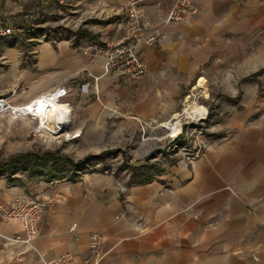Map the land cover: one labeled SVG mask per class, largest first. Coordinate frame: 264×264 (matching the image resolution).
Returning a JSON list of instances; mask_svg holds the SVG:
<instances>
[{
	"label": "crops",
	"instance_id": "obj_1",
	"mask_svg": "<svg viewBox=\"0 0 264 264\" xmlns=\"http://www.w3.org/2000/svg\"><path fill=\"white\" fill-rule=\"evenodd\" d=\"M176 1L137 2L144 9L145 32L162 31L153 45L142 46L145 75L105 73L98 60L103 58L86 50L89 42L45 41L35 55L41 83L12 95L13 102L25 106L68 83L75 95L72 105L63 100L68 94L60 97L69 116L59 126L79 132L77 138L87 127L105 130L107 143L131 147L129 156L137 160L161 140V123L174 120L183 89L220 49L233 44L234 73L257 74V81L243 89V100L233 111L219 108L207 147L192 142L200 152L194 159H173L159 151L136 161L132 177L95 174L40 185L37 191L53 202L43 213L32 248L8 243L6 237L25 235L24 227L19 221H1L0 264H46L68 253L74 256L68 264H264V87L258 82L264 85V0H192L198 14L168 21ZM2 56L10 71L6 77L0 71V95H8L18 86L11 71L18 70L20 59L12 48ZM34 66L31 57L25 73L30 83L40 79ZM91 74L99 76L96 85ZM88 81L91 85L84 86ZM198 82L203 87L206 79ZM52 84L63 85L50 89ZM94 87L104 104L95 102L89 116L81 118L76 98L94 97ZM188 97L194 100L192 94ZM147 130L157 137L141 140ZM24 190L2 181L0 202L8 203ZM94 232L103 236L98 262L90 249Z\"/></svg>",
	"mask_w": 264,
	"mask_h": 264
},
{
	"label": "rangeland",
	"instance_id": "obj_2",
	"mask_svg": "<svg viewBox=\"0 0 264 264\" xmlns=\"http://www.w3.org/2000/svg\"><path fill=\"white\" fill-rule=\"evenodd\" d=\"M137 2L138 0H0L2 18L8 17L5 14H9L12 11L23 10V13L17 12L16 17L12 16L4 21L9 24L18 25L23 30L9 38L0 37V62L2 65L0 71L4 77L10 71V65L4 63L2 56L6 48L16 50L19 54L20 67L18 70L11 72L13 75H17L19 79L17 84L18 91L16 93V95H19L25 92L30 84L37 85L42 81V71L36 66L37 58L35 55L38 54V45L45 41L72 39L75 42H89L86 50L92 52L94 51L88 50L89 45L94 44L99 49H106L110 45L113 46L130 41L131 29L134 26V19L131 16L133 13L132 8L133 6L141 8V6L137 5ZM43 10L45 11L44 15L42 14ZM23 14L29 16H24ZM144 19L143 17L139 20L141 24L145 22L146 24L144 23V25L146 26L147 21ZM81 31H87L90 35L80 34L79 32ZM236 52L235 46L230 44L228 48H222L216 53L195 81L183 89L180 97L179 112L174 118L178 120L177 131L172 132L171 129L168 131L163 127L165 131L159 135L161 136V140L156 139L158 143L154 144L151 148L148 147V149L140 154L141 156L139 155L140 157L137 160L129 156L130 150L128 148L131 147L107 143L105 130L93 131L87 127V129L81 130L83 132V135H80L81 137L78 136L77 138L79 132H76L75 136L73 133L71 138L76 139L71 140V138L68 139L63 134L58 137L44 134L43 131L38 129V118L36 119L33 115L7 113L0 116V162L27 152L42 154L52 151L56 152L57 155H61V157L72 159L75 163L92 156L80 167L65 164L63 159L49 161L43 167H38L33 162L18 164L12 175L0 171V182H8L18 188L24 187L25 190L22 194L39 195L42 197L44 195L40 194L41 192L37 191V189L39 190L38 187L44 185L45 182H49V178L52 181L59 182L76 181L85 175L95 174H114L120 179L127 177V175L132 177L131 171L134 169L133 165L136 164V161L144 160L151 156V154L153 155L159 151H164L168 155L170 154L169 156L173 159L186 158V156L179 154L177 149H174L173 141L168 138V136H176L181 133V122L183 123V131L180 134V138L182 139L180 143H185L186 146L191 147L195 152V157H197L200 152L194 149L195 147H193L192 142L197 140L199 147H207L205 142L209 138H212L211 136L216 131L219 108L225 105L227 111L231 109L233 111L236 104L243 100V98H240L243 89L249 87L248 84H253L250 81H257L258 79L259 75L257 74L243 77V75L234 73V57ZM98 55L102 57L103 54L98 53ZM31 57L34 59L35 75L38 74L40 78L35 79L33 83L27 81L25 75L26 64L29 63ZM98 60L101 63V67L103 59L98 58ZM257 71L260 72V69ZM49 75L45 77H52L53 74ZM201 77L206 79L203 87H200V83L198 82ZM258 82L260 88L264 87L263 83ZM62 85L52 84L50 89ZM66 85H68L67 88L70 90L63 100L71 104L75 91L70 84L67 83ZM195 86L198 88H194ZM12 89H10L9 94H11ZM97 91L98 87H94L92 92L94 97L76 98L77 107H79L78 114L79 116L81 115V118L89 116L87 114L89 106L96 105L95 102H98L97 106L104 104L98 98ZM9 94L8 96H10ZM190 94L193 95L194 100L191 97L186 98ZM10 99L12 100L11 97ZM194 101L198 104V108L195 111L192 109ZM262 101L264 102V99ZM186 103L188 106L185 105ZM168 122L161 123V125L163 124L162 126H164ZM172 125V128H176L174 124ZM146 133L147 135L145 136ZM147 137L153 139L157 136L150 134V131L147 130V132H142L140 139H148ZM166 138L168 142L164 144L166 140L163 139ZM114 149H120V151L102 154L104 151H114ZM151 149H154L153 152L145 155Z\"/></svg>",
	"mask_w": 264,
	"mask_h": 264
},
{
	"label": "built area",
	"instance_id": "obj_3",
	"mask_svg": "<svg viewBox=\"0 0 264 264\" xmlns=\"http://www.w3.org/2000/svg\"><path fill=\"white\" fill-rule=\"evenodd\" d=\"M133 13L131 16L134 19V26L131 29L130 41H125L113 46H108L106 49H99L97 45H89L88 50H93L94 56H100L98 53L103 54V69L105 73H118L120 75L129 76L132 78H139L145 75L148 72V68L143 61L142 57V46L143 45H153L161 36L162 31L160 28H154L150 33L146 34L144 29V24L140 23V18L144 17L143 9L134 7L132 8ZM17 12L23 13V10L12 11L8 17L2 18L0 13V37L9 38L12 35H15L17 32H22V28L18 25L9 24L4 22L9 18L16 17ZM199 6L196 5L192 0H177L168 16V21H183L187 15L198 14ZM40 14V13H38ZM42 14H45L43 10ZM24 15V14H23ZM29 16V15H24ZM93 78V83H96L99 80V76L91 74ZM84 86H89L91 83L85 82ZM17 88L12 89L10 96L3 94L0 95V116L7 113H21L24 107L22 104H15L10 97L17 93ZM64 94L67 95L70 89L67 86H63ZM67 88V90H66ZM174 119V118H173ZM170 119L169 121H171ZM183 123L181 122V129L183 131ZM168 131L169 129L166 128ZM181 131V133H182ZM176 136H168L169 139L173 141L174 149H177L179 154L186 156V159H192L195 157V152L185 145L181 144L182 139L180 134ZM76 133H74L75 136ZM148 138V137H147ZM143 140H146L143 138ZM186 142V141H185ZM158 148V147H156ZM170 149V147H169ZM154 150V149H153ZM151 149L145 155H148L153 152ZM53 202V198L50 196L32 195V194H22L14 197L8 203L0 202V222L11 223L12 221H19L24 227L25 235H17L14 237H6L8 243L12 242H21L27 245L29 248H32V241L35 239L39 233V222L42 219L43 213L47 206ZM74 227V226H73ZM103 242V236L97 232H94L90 235V249L97 262L100 259V251ZM6 243V244H8ZM73 254L68 253L62 255L58 258L47 260L46 264H68L73 261Z\"/></svg>",
	"mask_w": 264,
	"mask_h": 264
},
{
	"label": "bare ground",
	"instance_id": "obj_4",
	"mask_svg": "<svg viewBox=\"0 0 264 264\" xmlns=\"http://www.w3.org/2000/svg\"><path fill=\"white\" fill-rule=\"evenodd\" d=\"M63 94L64 89L58 88L52 93L44 94L43 96L38 97L36 100L28 103L27 105L22 107L23 109L20 110V112L23 114L36 116L38 118V129H40L44 133L47 132L48 134L55 137L63 134L67 136L68 139H70L72 136L71 132L63 130L62 125L59 126L63 119L69 116L67 106L59 102L60 97ZM172 124H174L176 128H172ZM163 127L171 129L172 132H175L177 131L178 120L174 119L172 121H169L168 123H165Z\"/></svg>",
	"mask_w": 264,
	"mask_h": 264
},
{
	"label": "trees",
	"instance_id": "obj_5",
	"mask_svg": "<svg viewBox=\"0 0 264 264\" xmlns=\"http://www.w3.org/2000/svg\"><path fill=\"white\" fill-rule=\"evenodd\" d=\"M79 33L87 35V36L90 35V33H88L87 31H81ZM119 151H120V149H114V151L113 150L104 151V152H102V154L117 153ZM91 157H88V158H91ZM88 158L81 159L75 163L72 159L67 158V157H61V155H57L56 152H52V151H47V152L42 153V154L35 153V152H27L24 154L15 155L12 158H10L9 160L0 162V171L7 173L8 175H12L18 164L33 162L36 166L43 167L49 161H54V160L58 161L61 159L64 160L65 164H69L73 167L74 166L80 167ZM48 181H52V179L49 178Z\"/></svg>",
	"mask_w": 264,
	"mask_h": 264
}]
</instances>
